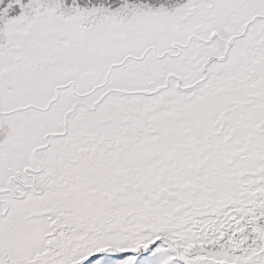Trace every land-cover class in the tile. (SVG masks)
Wrapping results in <instances>:
<instances>
[{
  "label": "snow or ice",
  "instance_id": "obj_1",
  "mask_svg": "<svg viewBox=\"0 0 264 264\" xmlns=\"http://www.w3.org/2000/svg\"><path fill=\"white\" fill-rule=\"evenodd\" d=\"M0 264H264V0H0Z\"/></svg>",
  "mask_w": 264,
  "mask_h": 264
}]
</instances>
